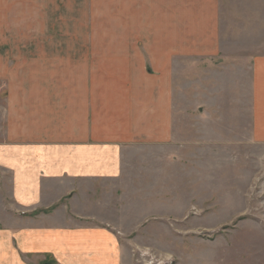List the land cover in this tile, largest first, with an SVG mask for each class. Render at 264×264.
<instances>
[{"label":"crops","instance_id":"obj_1","mask_svg":"<svg viewBox=\"0 0 264 264\" xmlns=\"http://www.w3.org/2000/svg\"><path fill=\"white\" fill-rule=\"evenodd\" d=\"M77 1L78 40L62 49H77V66H55L54 51L23 56L22 0H0V264L130 259L118 222L144 198L118 185L122 162L177 143L185 62L212 65L224 88L250 76L249 138L264 143V0ZM28 64L36 76H22Z\"/></svg>","mask_w":264,"mask_h":264},{"label":"rangeland","instance_id":"obj_2","mask_svg":"<svg viewBox=\"0 0 264 264\" xmlns=\"http://www.w3.org/2000/svg\"><path fill=\"white\" fill-rule=\"evenodd\" d=\"M77 3L22 0L23 56L46 62L44 51H54L55 66L63 55L77 66V49L62 51L78 40ZM196 61L184 63V90L174 96L177 143L136 147L122 162L118 185H135L128 194L144 198L137 208L127 201L118 222L125 264H264V143L249 138L250 76H231L224 88V76H206L212 65ZM32 66L22 76H36ZM1 106L0 98V115Z\"/></svg>","mask_w":264,"mask_h":264}]
</instances>
